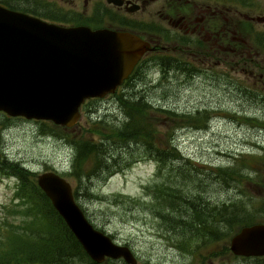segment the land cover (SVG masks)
I'll return each instance as SVG.
<instances>
[{
	"label": "rangeland",
	"instance_id": "374dc122",
	"mask_svg": "<svg viewBox=\"0 0 264 264\" xmlns=\"http://www.w3.org/2000/svg\"><path fill=\"white\" fill-rule=\"evenodd\" d=\"M55 1L68 8H75L78 3ZM163 56L146 57L116 93L88 100L82 106L79 122L71 128L51 121L7 120L0 114L2 162L19 163L36 181L43 172L69 171L76 156L71 141L100 140L101 132L109 134L104 130L106 126L123 124L126 116L119 98L136 93L155 107L179 114L211 112L205 125L198 118L175 130L173 143L189 160V165L183 163L189 170L185 179L179 177L177 188L189 196L201 195L200 201L209 207L239 204L255 217H246L247 223L264 221V75L248 71L252 66L264 67V59H254L256 64L252 65L249 59L222 55L208 63L207 73L185 74L168 69L167 63H174L177 58L170 59L167 53ZM218 60L221 65L215 66ZM184 61L189 62L180 59L178 65ZM152 117L157 140L159 134L164 140L165 134L179 123L158 111ZM107 163L111 168L96 175L88 191L79 190L78 202L98 229L116 243L132 248L138 264H264L257 258L228 253L210 257L216 246L202 247L200 237L182 248L184 239L171 229L168 219L160 216L163 204L153 195V190H160L165 176L168 179L169 169H161V164L138 149L128 153L123 148ZM229 166L237 172L232 180L218 175L219 169ZM67 179L73 187L77 183L75 178ZM20 183L18 176L0 169V255L19 242L22 237L18 235L25 234V223L32 221L17 199ZM242 226H236L232 235Z\"/></svg>",
	"mask_w": 264,
	"mask_h": 264
},
{
	"label": "water",
	"instance_id": "95a60500",
	"mask_svg": "<svg viewBox=\"0 0 264 264\" xmlns=\"http://www.w3.org/2000/svg\"><path fill=\"white\" fill-rule=\"evenodd\" d=\"M155 49L129 32L63 26L0 4V111L71 128L86 99L114 93L145 52ZM37 184L93 261L138 263L130 246L87 218L71 182L47 171ZM230 249L236 256H264V222L243 226Z\"/></svg>",
	"mask_w": 264,
	"mask_h": 264
},
{
	"label": "trees",
	"instance_id": "16d2710c",
	"mask_svg": "<svg viewBox=\"0 0 264 264\" xmlns=\"http://www.w3.org/2000/svg\"><path fill=\"white\" fill-rule=\"evenodd\" d=\"M0 3L8 7L12 6L9 4L11 2L0 1ZM164 63H167V60ZM167 65H169L168 69L174 68L172 62ZM167 65L165 66L167 67ZM182 67L183 65H180L176 69L181 70ZM119 102L126 116V121L123 124L106 126L104 130L109 134L101 132L100 135L103 138L100 140L88 138L82 141H71L76 148L75 161L72 168L61 175L66 178H75L77 181L74 184L77 201L79 200V190L84 188L88 191L91 180L99 173L111 168L107 161L117 155V152L123 148L128 149V153L135 149L141 150L145 156L161 164V169H169L168 179L165 176L160 190H153V195L154 200H160L163 204L160 216L168 219L171 229L184 239L185 243L183 242L180 246L186 248L188 244L193 243L194 238L200 237L202 247L204 245L216 246V252L211 253L210 257L221 253L235 256L230 249L232 231L239 224L246 226L257 223L255 220L250 223L245 221L246 217L254 216H251L247 212L248 210L239 204L230 203L209 207L207 203L200 201L201 195L189 196L177 188L179 177L185 179L183 176L188 173L189 168L185 165H189V160L182 157L173 143L175 130L177 126L185 125L198 118L205 125L206 120L212 117V113L204 110L203 112L198 111L194 115L179 114L172 110L155 107L142 95L136 93L123 94L119 98ZM157 111L176 122L179 121L165 134L164 140L161 134H159L158 140L155 136L157 131L152 121V114H156ZM92 132L95 131L92 130ZM131 145L135 147H131ZM120 154L122 152L118 155ZM7 163V161L3 162L0 169L5 173L18 176L21 183L17 188V199L24 208V214L32 217V221L26 222L25 228L23 226L25 234H23L24 236L18 235L22 237L19 242L12 244L4 255H0L2 258L0 264H7L11 261L14 262L12 264H128L122 258H109L102 263L93 261L63 218L54 209L36 180L30 178L31 172L20 166L19 163ZM177 164L181 165L177 166ZM88 165L91 166L88 168ZM219 171L218 175L227 180L234 179V175L237 174L234 166L219 169ZM33 226L35 230L30 231ZM16 231L18 232V230Z\"/></svg>",
	"mask_w": 264,
	"mask_h": 264
},
{
	"label": "flooded vegetation",
	"instance_id": "af4514ba",
	"mask_svg": "<svg viewBox=\"0 0 264 264\" xmlns=\"http://www.w3.org/2000/svg\"><path fill=\"white\" fill-rule=\"evenodd\" d=\"M9 2L14 9L24 8L20 11L52 23L129 32L156 46L145 52L135 70L146 57L160 59L166 53L177 58L175 69L183 65L178 71L189 74L207 73L208 63L222 55L249 59L252 65L254 59H264V0H78L75 8L55 0ZM180 59L189 62L178 65ZM248 71L264 75V67ZM0 114L7 120H29ZM255 258L264 263V256Z\"/></svg>",
	"mask_w": 264,
	"mask_h": 264
},
{
	"label": "bare ground",
	"instance_id": "6f19581e",
	"mask_svg": "<svg viewBox=\"0 0 264 264\" xmlns=\"http://www.w3.org/2000/svg\"><path fill=\"white\" fill-rule=\"evenodd\" d=\"M57 24V23H56ZM63 26H66V25H63ZM70 27V26H69ZM94 30V29H93ZM264 43V42H263ZM94 225V224H93ZM95 226V225H94ZM96 227V226H95ZM97 228V227H96ZM100 230V229H99ZM101 231H103V230H101ZM104 232V231H103Z\"/></svg>",
	"mask_w": 264,
	"mask_h": 264
}]
</instances>
